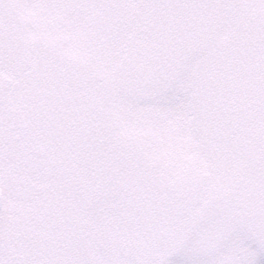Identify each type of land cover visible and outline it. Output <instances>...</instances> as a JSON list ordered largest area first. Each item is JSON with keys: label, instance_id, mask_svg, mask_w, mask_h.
<instances>
[{"label": "rangeland", "instance_id": "rangeland-1", "mask_svg": "<svg viewBox=\"0 0 264 264\" xmlns=\"http://www.w3.org/2000/svg\"><path fill=\"white\" fill-rule=\"evenodd\" d=\"M117 1L0 0V264H90L74 232L132 220L147 264H264V0H208L217 33L246 36L247 70L208 144L207 85L180 55L156 64L150 37L124 36ZM107 141L138 171L103 157ZM115 170L132 209L105 181Z\"/></svg>", "mask_w": 264, "mask_h": 264}, {"label": "trees", "instance_id": "trees-1", "mask_svg": "<svg viewBox=\"0 0 264 264\" xmlns=\"http://www.w3.org/2000/svg\"><path fill=\"white\" fill-rule=\"evenodd\" d=\"M117 2V10H114L117 18L114 25L121 28L124 36L137 31L136 34H140L141 37H150L157 43V54L153 58L156 64H166L170 69L177 55H180L182 62L187 63L189 69H195V74L202 79L203 84L207 85L204 89L210 93L203 95H209L212 102L209 103L205 99L201 101L204 112L200 115L199 125L205 130L203 137H206L207 144L219 143L220 140L215 138L216 134L213 135L212 129L215 124L222 123L220 118L226 113L225 107L229 103L231 89L235 88L237 93H241L246 88L242 87L247 71L245 60L241 62L245 56L243 46L246 36L235 35L237 32H231L225 27L217 33L214 25V9L208 0H194L191 3L188 0H173V2L118 0ZM216 2L220 3L222 0ZM163 47L165 51L162 50ZM240 56L242 59L239 58ZM232 80L235 81L232 83ZM69 97V101H66L73 106L84 105V94L71 92ZM96 107V103L90 98L87 102V110L92 113ZM206 112L213 114L206 116ZM98 119L96 116V121ZM90 136L92 137V134ZM107 142L108 149L105 151L99 149L103 157L115 163L123 171L132 168L138 171L141 165L137 163L134 159L135 154L126 145L119 141ZM93 163L90 164V169L101 171V165ZM103 170L107 172L108 167H103ZM105 181L115 188L118 204L126 209H132L137 204L138 198L133 186L126 179L119 177L116 170L111 177L107 175ZM132 221L134 223L130 222L126 230L120 229L117 225L116 228L112 226L108 229L104 228L107 229L105 232L108 235L100 230L102 224L100 223V226L98 222L90 223V227L86 230L75 231V239L90 237V241L85 246V251H88L87 262L89 260L90 264H147L148 247L141 243L147 231L146 226L143 227L144 222L139 224L135 223V220ZM111 224L108 223V226ZM136 225L139 227L136 228Z\"/></svg>", "mask_w": 264, "mask_h": 264}, {"label": "snow or ice", "instance_id": "snow-or-ice-1", "mask_svg": "<svg viewBox=\"0 0 264 264\" xmlns=\"http://www.w3.org/2000/svg\"><path fill=\"white\" fill-rule=\"evenodd\" d=\"M18 8L22 7V5H17Z\"/></svg>", "mask_w": 264, "mask_h": 264}]
</instances>
